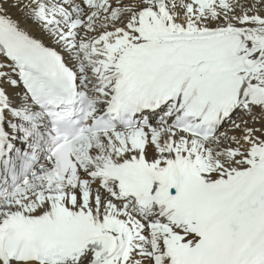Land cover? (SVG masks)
Segmentation results:
<instances>
[{
	"label": "snow or ice",
	"instance_id": "obj_1",
	"mask_svg": "<svg viewBox=\"0 0 264 264\" xmlns=\"http://www.w3.org/2000/svg\"><path fill=\"white\" fill-rule=\"evenodd\" d=\"M0 264H264V0H0Z\"/></svg>",
	"mask_w": 264,
	"mask_h": 264
}]
</instances>
